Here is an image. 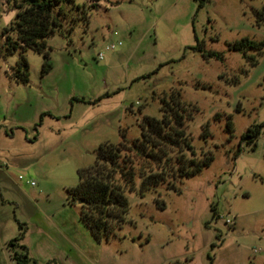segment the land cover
<instances>
[{
	"label": "rangeland",
	"instance_id": "374dc122",
	"mask_svg": "<svg viewBox=\"0 0 264 264\" xmlns=\"http://www.w3.org/2000/svg\"><path fill=\"white\" fill-rule=\"evenodd\" d=\"M263 7L264 0H60L47 72L29 48L0 54V264H16L20 249L8 242L19 224L38 264H264V126L255 146L243 142L235 155L241 134L264 122V47L246 52L255 65L229 50L242 37L264 42L255 14ZM16 12L0 2V33ZM198 44L223 60L204 58L192 49ZM21 55L27 84L10 73ZM171 90L194 107L186 131L213 160L174 189L125 191L126 222L98 241L79 205L66 202V188L78 184V169L94 163L100 144L118 143L122 130L138 138L144 116L160 118ZM134 183L138 189L139 177Z\"/></svg>",
	"mask_w": 264,
	"mask_h": 264
},
{
	"label": "trees",
	"instance_id": "16d2710c",
	"mask_svg": "<svg viewBox=\"0 0 264 264\" xmlns=\"http://www.w3.org/2000/svg\"><path fill=\"white\" fill-rule=\"evenodd\" d=\"M11 4L16 9L14 22L5 27L0 37V54L11 55L18 49L26 48L43 56L42 73L47 72L51 65L46 39L60 27L59 20L53 14V6L60 0H0ZM96 5L93 4L92 7ZM62 8L58 13L61 14ZM256 19L264 21V7L256 10ZM85 16H82L84 18ZM203 44L192 47L201 52L204 58L223 60V53L204 51ZM263 41H255L242 37L229 44V50L242 52L243 57L255 65L254 55H247L248 50L257 53L262 51ZM12 77L20 83L29 81V67L23 55L10 71ZM160 118L144 116L139 122L140 136L129 140L125 132L120 131V141L116 144L103 143L97 148L94 163L87 168L78 169L79 182L73 187L66 188V202L78 204L80 219L89 229L92 236L98 240L110 239L115 231L126 222L129 211L125 191L137 190L140 197L149 190L164 185L174 189L184 178L192 177L208 167L213 156L209 151L197 149L186 131V124L193 118L194 107L185 103L177 90H171L160 99ZM36 124L40 125L42 116ZM264 122L248 127L241 134L235 155L242 151L244 142L250 148L255 146ZM37 129V128H36ZM226 129L232 132V122L227 121ZM209 136L207 124L204 125L202 137ZM135 177L140 184L135 188ZM212 217L216 210L211 205ZM25 228L19 224V233L8 242L9 247H18L20 251L13 252L16 264H38L29 256L27 247L21 243ZM48 264V262L46 263Z\"/></svg>",
	"mask_w": 264,
	"mask_h": 264
},
{
	"label": "built area",
	"instance_id": "2783aa9c",
	"mask_svg": "<svg viewBox=\"0 0 264 264\" xmlns=\"http://www.w3.org/2000/svg\"><path fill=\"white\" fill-rule=\"evenodd\" d=\"M109 48L113 49V48H114V44H111V45L109 46ZM102 56H103V55L100 53V54H99V58H101ZM20 179H21V177H20ZM29 184L32 185V184H34V182H33V181H30Z\"/></svg>",
	"mask_w": 264,
	"mask_h": 264
},
{
	"label": "crops",
	"instance_id": "0c3cea01",
	"mask_svg": "<svg viewBox=\"0 0 264 264\" xmlns=\"http://www.w3.org/2000/svg\"><path fill=\"white\" fill-rule=\"evenodd\" d=\"M41 246H43V247H44V243H43V244H41Z\"/></svg>",
	"mask_w": 264,
	"mask_h": 264
}]
</instances>
